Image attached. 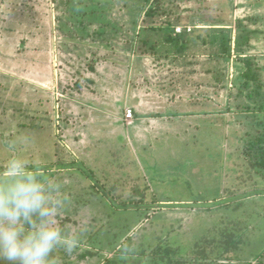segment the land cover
Listing matches in <instances>:
<instances>
[{
  "label": "rangeland",
  "instance_id": "obj_1",
  "mask_svg": "<svg viewBox=\"0 0 264 264\" xmlns=\"http://www.w3.org/2000/svg\"><path fill=\"white\" fill-rule=\"evenodd\" d=\"M75 1L101 17L60 28L56 0H0V166L26 134L23 153L70 178L62 223L88 231L61 264H264V169L246 156L264 136V0H162L147 22L192 28L181 57L141 32L142 0ZM237 19L256 33L244 55Z\"/></svg>",
  "mask_w": 264,
  "mask_h": 264
},
{
  "label": "clouds",
  "instance_id": "obj_2",
  "mask_svg": "<svg viewBox=\"0 0 264 264\" xmlns=\"http://www.w3.org/2000/svg\"><path fill=\"white\" fill-rule=\"evenodd\" d=\"M33 143L26 134L4 143L8 158L0 166V264H61L58 251L71 254L88 231L84 221L62 223L71 205L70 178L28 158L23 150Z\"/></svg>",
  "mask_w": 264,
  "mask_h": 264
},
{
  "label": "trees",
  "instance_id": "obj_3",
  "mask_svg": "<svg viewBox=\"0 0 264 264\" xmlns=\"http://www.w3.org/2000/svg\"><path fill=\"white\" fill-rule=\"evenodd\" d=\"M57 1V7L58 10H60V13L58 15V23L60 25V28H62V26H64L67 23H63V19H68V24L67 26L69 27H76V25L78 26H84L86 20L84 19L85 15L86 17L89 19V21L91 20V18H96V17H101V13L98 12L97 9V5L96 6H92L90 3L88 4H84L82 2H73V0H69L68 4L71 6V9H66L64 11H61L62 8L61 6L64 5V0H56ZM146 5H150L149 8L147 9V11L145 12L144 15V19H143V23L144 26H142L141 32H146V30H151V31H162L165 30L166 36H165V43L170 45L172 47V49L175 52V55L177 56H182L186 49H187V45L189 42L190 38L188 36H191L186 30L184 33L178 34L175 31V27H173L170 23V21L167 22L166 26L163 25H154L152 23V25H148L149 19L152 20L153 18L157 17L159 14V10L160 8H163L161 5V3L163 2L162 0H142ZM189 1V0H188ZM170 2L172 4L177 3L178 5H182L184 3H187L186 0L180 1V0H170ZM153 6H151L152 4ZM126 4L129 5V3L126 2ZM128 5H126L128 7ZM66 7V6H65ZM91 9V10H90ZM101 9V8H100ZM86 10L87 11L86 13ZM66 12L68 13V17H65ZM105 13H103L104 15ZM243 21L242 20H238L237 19V28H238V37L235 41V48L236 51L239 53V55H244L247 51L250 52L252 50V40L254 35L256 34L254 31H252L251 29H249L247 26L243 25ZM160 26V29H159ZM212 26H217V25H212ZM211 31H220V32H226L227 29H223V28H212L208 29ZM140 34V33H138ZM217 40V39H216ZM220 40V39H219ZM204 42H206V40H203ZM145 42V41H144ZM213 43H216L215 40L212 39ZM219 44L221 45V47L223 48V53L228 54V56H231V42H232V37L229 36H223V39L218 41ZM147 43V41H146ZM157 53V52H156ZM155 53V54H156ZM160 56L157 57V59ZM163 57V56H162ZM162 57H160L159 59H161ZM165 59H168V55H165L164 57ZM246 68L245 71L242 72V74H240L242 80H244V83L242 85V90H249L252 89L253 90V85L254 84H258V86L256 87L257 90L255 91V93L257 94V92L259 93L258 88H261V85L259 84L260 81H258V79L260 78L259 74H257L253 69H255L256 67L254 66V61L251 57H249L246 61ZM250 97H253L252 94L250 95ZM261 111H264V106L260 107ZM259 141L262 143H260V145H252L250 147V149H248V151L246 152V156L249 157L251 156V150H256L258 152V155L255 156L253 159H251V164L253 167L255 168H261L264 169V136H261L259 138ZM256 143V142H255ZM258 157V158H256ZM99 192H101L99 190ZM264 195V192H263ZM243 236V235H242ZM237 243H235V240H232V238L228 239V243H229V249L230 252L236 253L238 252V248H240V244L238 243V240H236ZM232 250V251H231ZM173 251L170 250H166V255L169 256L170 253H172ZM202 252V251H199ZM92 254V253H90ZM90 254H88L87 256H90ZM87 256H81V258H86ZM172 261V260H171ZM115 262V261H112ZM117 263V262H116ZM119 264V263H118ZM171 264H179V263H174L173 261L171 262Z\"/></svg>",
  "mask_w": 264,
  "mask_h": 264
},
{
  "label": "built area",
  "instance_id": "obj_4",
  "mask_svg": "<svg viewBox=\"0 0 264 264\" xmlns=\"http://www.w3.org/2000/svg\"><path fill=\"white\" fill-rule=\"evenodd\" d=\"M184 30L185 29H183L182 27H177L176 28V32L177 33H182V32H184ZM191 31H192V28H188V32H191ZM126 117H127V119H132L133 118V112H132V110L127 111Z\"/></svg>",
  "mask_w": 264,
  "mask_h": 264
}]
</instances>
